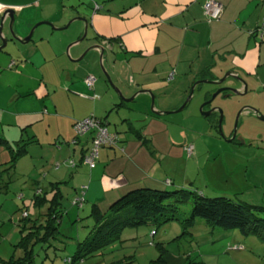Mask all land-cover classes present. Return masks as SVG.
I'll use <instances>...</instances> for the list:
<instances>
[{
    "label": "crops",
    "instance_id": "crops-1",
    "mask_svg": "<svg viewBox=\"0 0 264 264\" xmlns=\"http://www.w3.org/2000/svg\"><path fill=\"white\" fill-rule=\"evenodd\" d=\"M55 1H59L61 11L56 8ZM207 1L15 0L12 3L0 2V43L1 39L6 40V49L0 50V138L12 145L19 140L28 142L26 146L28 153L29 146L34 145L39 149L45 147L38 151L40 154L45 149L69 151L71 146L74 147L72 151L75 152V146L80 143L79 162L80 151L85 155L89 154L88 141L90 140L85 136L80 138L76 145L71 144L74 139L73 124L89 115L106 119L108 116H103V112H107L111 103L113 107L118 108L116 110H119L125 107V102H128L114 101L110 97V102L106 99L104 106L99 107L100 103L95 102L92 99L93 96L91 97L92 91L100 81L98 79L99 65L103 60L106 61V55L111 58L114 55H121L118 58L113 57L114 60H120L122 57L125 61L129 75L131 74L128 77L129 85L132 89L139 86L141 88L133 94V100L138 99V95L148 94L140 93V91L155 92L161 84L160 80L167 79L169 74L171 80L169 83L182 82L179 84L182 87L180 89L182 94H178L176 98L178 102H172L175 105L171 108L157 107L161 112L175 110L184 101L186 95L191 99L190 88L193 86L194 90L197 85L204 83L203 81H218L226 73L236 74L246 83L247 91L244 92V85L237 82L233 75L227 76L220 87L235 88L240 92L241 95L227 96V98L236 97L235 101H231V106L234 105L233 111L240 109L239 124H253L259 127L258 124L261 122L259 123L252 115L244 114L243 108L252 107L264 116V37L259 39L250 35V32L264 19V0H214L221 5L222 15L218 21L212 23L206 22L203 12V6ZM9 8L14 9V23L11 29L20 41L29 34L38 21H50L60 27L65 24L64 22L80 17L87 20L86 36L91 33L90 39L94 44L90 45L88 50H84L88 45L80 48L79 43L85 37L73 41L81 35L82 23L78 24L77 20L73 21L75 24L70 23V25L74 24L73 37L71 41L68 40L65 43H70L65 50L64 48L52 49L47 44L49 40L46 38L52 37L54 31L61 28L64 30L70 25L40 32L36 27L29 42L15 41L11 31L9 32V18L5 16L1 20L3 12ZM36 33H38V39L33 40ZM109 39L113 40V44H109ZM94 46L104 49V59L100 58V51L94 49ZM111 68H114V65ZM115 70V68L112 70L113 75L117 76ZM88 75L95 79L92 89L84 83ZM196 80H199L198 83L195 82ZM98 88H101L100 84ZM206 99L205 96L203 100ZM187 104L183 110L187 108ZM231 106L228 107V112ZM100 108L104 111H100ZM138 108L141 110V107ZM151 111L156 112L153 108ZM139 112L145 117L144 120H147L151 113L154 114L149 113L148 110ZM191 113L192 119L198 117L196 109ZM141 115L138 114V116ZM260 128L264 129L262 125ZM180 129L177 131L180 140L177 141L174 138L175 133L173 135L170 132L167 134L166 143L165 140H161L163 148H160L158 144L154 145V139L144 136L149 139L154 155L148 153L139 142L126 139H121L123 143L120 147L124 150L123 153L115 148L104 147L98 150L96 163L90 167V170L85 171L84 177L87 180L72 182L76 190L75 197L79 192L77 190L84 189L82 187L85 186L84 205L89 207L90 204H97L104 210L116 198L134 188L143 186L161 188L162 177L157 175V170L161 166H157L154 157H157L159 163L167 159L170 162L176 154L175 149L179 151L180 156H183L185 152L186 143L192 146L194 151L199 150L200 143L195 144L204 138V133H201L197 139V132H193V126L189 127L188 132L184 127ZM9 130L13 131V137H10ZM23 134L26 139L23 138ZM205 135L214 138L211 130H206ZM261 138L264 140V136ZM181 142L182 145H180ZM63 144H65L64 147ZM68 145L71 146L68 147ZM242 145L264 150V146H253L251 143ZM213 149L215 152L221 151L220 145L213 146ZM198 156L199 152L195 159L198 160ZM34 158L28 161L32 163V167H35L32 162ZM234 164L238 166L236 162ZM80 167H84V164L79 165ZM83 171L84 169L78 170L70 179L75 180L78 175H83ZM245 172L248 173L247 170ZM233 187L239 186L235 182ZM249 188L250 190L245 192L254 190V193H257L255 189L259 187L249 185ZM230 193L232 192L226 194L221 191L220 194L227 196ZM235 194H239L242 201L264 205L262 194L250 197H242L244 193L240 191Z\"/></svg>",
    "mask_w": 264,
    "mask_h": 264
},
{
    "label": "rangeland",
    "instance_id": "rangeland-1",
    "mask_svg": "<svg viewBox=\"0 0 264 264\" xmlns=\"http://www.w3.org/2000/svg\"><path fill=\"white\" fill-rule=\"evenodd\" d=\"M14 1L15 0H0V2L3 3H12ZM52 1L53 0H51V2ZM55 2L56 8L61 11L62 7L59 5V1ZM68 21L64 22L65 24L60 27L55 26V24L50 21H38L37 23L47 22L48 24H42L38 26L37 29L38 32H40L42 30L61 28L66 25ZM77 22L78 24L82 23L80 21ZM73 23L75 24V22ZM74 24H71L72 27H70V25L64 30L54 31L52 37L48 36L46 38L49 40L47 44L54 50H62V48L65 50L70 45V43H65L68 40L71 41L73 37ZM81 25V35L73 41L82 38L84 24L82 23ZM10 31L11 29L9 32ZM90 36L91 33H88V35L80 41V48L88 45L84 49L88 50L90 45L94 44ZM34 39H38V33L35 34L33 40ZM106 56V61L104 62L103 60L101 65H99L98 79H100V81L91 95L95 102L100 103L99 107L104 106L103 103L106 99H108V101L106 100L107 102H110V97L114 99V101L119 102H123V99L129 100L136 91L141 89L140 86L139 88L132 89L129 85L128 77L131 76V74L129 75V70L125 66V61L122 57L120 60H114L113 57L118 58L121 55H114L112 58L109 57V55ZM112 65H114L116 69L115 72L117 76L113 75L114 72L112 70L114 68H111ZM104 72L109 76L113 84L112 86L107 82ZM169 77L170 74L167 79L160 80L161 84L155 92L148 90L150 94L138 95V99L125 102V107L119 110H116L118 108L113 107L111 103L107 108V112H103V116H108V118H106L108 122H106L105 118L103 119V121H105V128L110 134L116 135L118 139V143L116 144L117 148L115 149L121 152L119 149L123 143L121 139L137 141L135 139V132L143 136L147 135L148 138L154 139V145L158 144L160 148H163L161 140H165L166 143V141H168V133L170 134V132H172L173 135L175 133L174 138L179 141L180 136H178L177 131L181 130L180 127H184L185 131L188 132L189 127L193 126V132H197V139H199L201 133H204V138L202 141H198L195 144L198 145V143H200L198 146L199 150H193L192 156L188 155L186 150L183 156H180L179 151L175 149L174 152L176 154L170 162H168L167 159L159 163L157 157H154L157 166H161L157 170V175H160L162 180L167 179L173 182V185H166L163 190L173 191L180 188H190L197 189L199 192L202 191L207 196L221 195V191L226 194L229 192L234 194L240 191L244 193L242 197L260 196L261 194L263 196L264 150L254 147H244L242 142L263 147L264 140L261 136H264V129L260 128V126L262 125L264 127V123L258 121L259 123L261 122V125L258 124L259 127L253 124L241 125L239 124L238 118L235 128V119L240 109L233 111L232 108L234 105L231 106V101H235L236 97L227 98L220 94L211 103L212 108L215 107L222 111L223 119L221 122V132L223 135H221L218 130V112H214L208 117H202L199 113L201 104L206 101L203 100V98L205 96L206 98H210V96L219 89V87L212 84L200 83L197 85V88L192 91V97L186 109L173 114L161 115L160 118L151 117L150 115L147 120H144L145 117L141 115L139 111L144 112L148 110L149 113L153 112L151 111L152 97L154 99L153 110L156 112H161L157 107L171 108L175 105V103L172 102H178L176 98L178 94H182L180 90L182 87L179 86L182 82L169 83L171 82ZM58 80H60V78ZM197 81L199 80L195 82ZM99 84L101 85L100 89L98 88ZM116 90L120 92L121 96ZM187 96L188 95H186V98ZM183 102L179 104L175 110H166L162 112H175L181 107ZM230 106L231 108L228 112L227 109ZM138 107H141V110ZM110 108L112 109L109 110ZM195 109L197 110L198 117L192 119L191 111ZM207 110L209 109H205V111ZM100 111H104L103 108H100ZM138 114L141 116H138ZM90 116L91 115L88 117ZM234 129L236 133L235 141L227 142L234 132ZM206 130H211L214 138L205 135ZM8 133H11L10 137H13V131L9 130ZM89 135V133L86 134V137ZM75 137L76 134L74 132V138ZM83 137L85 136L83 135L81 138ZM23 138L26 139L24 134ZM72 144L76 145V143ZM88 144L90 147L88 148L91 150L93 142L88 141ZM186 144L189 146L188 143ZM180 145H182V142ZM215 145H220V152H215L213 149ZM62 146L64 147L65 144ZM70 146L71 145H68V147ZM79 146L80 143L75 146V152L72 151L74 147L71 146L69 151H66V149L65 151H52V149L47 151V149H45L41 154L38 151L45 147H40L39 149L34 145L31 147L29 146V153L27 151L28 154L17 160L15 170H7L8 162L11 159L10 154L5 147L0 146V264L2 261H7L11 257L18 258L21 254V249L17 247V243L20 240V230L23 227L21 218L25 215V212L28 214L29 220L35 216L33 197L34 187L36 186H40L48 193V185L50 183L67 181V184L61 188L63 197L61 200L63 217L59 230L60 235L64 238L62 237V239H60L61 241L59 240L52 244V247H55V249L52 248L47 252V258L45 257L44 249L40 245L36 246V264H65L64 261L68 257H71L76 250V241H83L89 236L90 232L93 230L94 221L92 218H88V206L79 210L71 205L72 197L75 196L76 191L74 190L75 187L72 185V182L78 183L86 181L87 178L84 177L85 171L86 169H91L90 165L86 163L82 168H79V165H77L76 168L71 167V160L78 163ZM13 147L16 149L15 146ZM102 148H99V150ZM180 148L183 149L182 146H180ZM145 149L149 153L146 147ZM198 152L199 156L197 160L195 158ZM30 158H34L32 162L35 167H32V163H28ZM97 159L98 156L96 157V161ZM234 162H236L238 166H235ZM222 164L225 165V168ZM81 169H84L82 172L83 175H78L76 179L72 181L70 177L76 175L75 173ZM246 170L248 173H244ZM187 179L189 182H192V184L185 185L184 183ZM35 181L37 183H35ZM235 182L240 189L233 187ZM162 183L164 184L163 181ZM249 185H257L259 187L255 189L257 193H254V190L245 192V190H250ZM82 188L86 189L85 186ZM80 190H77L79 191L77 194L80 193ZM218 192L219 194H216ZM47 196L50 197L51 195L49 194ZM191 209L192 204L190 201L184 203L179 206V215L182 218H187L190 216ZM152 231L156 232L154 236H152ZM190 232L191 236L183 237L178 241H172L181 233L180 225L176 222L166 225H146L139 228L127 229L123 232L120 241L108 246V248L103 251V256H90L84 260L83 264H109L119 260H122L121 264H123L130 262L131 259L129 264H151V261L155 260L158 256L154 246L150 245L151 242L154 244L163 243L173 255L182 258L190 257V261L196 264H264V244L255 237H243L238 231L208 228L199 218L195 219L194 227ZM240 245H243L244 250H231L232 247Z\"/></svg>",
    "mask_w": 264,
    "mask_h": 264
},
{
    "label": "trees",
    "instance_id": "trees-1",
    "mask_svg": "<svg viewBox=\"0 0 264 264\" xmlns=\"http://www.w3.org/2000/svg\"><path fill=\"white\" fill-rule=\"evenodd\" d=\"M221 15L222 11L218 20ZM205 19L207 23L218 21L209 22L206 17ZM263 22L264 19L250 32L251 36H256L259 39L264 37L259 31ZM108 42L109 44H113V40L111 39H109ZM151 116L158 117L154 116V114H151ZM94 119L98 120L101 125L105 127V121H103V119L97 117H94ZM77 122L79 121L73 124V129ZM88 133L90 134L87 136L89 137L88 140L93 142L92 131L83 135L86 136ZM83 135L80 136L76 134L71 144L77 143ZM135 135V139L146 147L150 154L154 155L150 147L149 139H146L142 134L137 132H135ZM117 143L118 139L116 137L115 144L109 146L104 145L99 148L108 147L114 149L117 148ZM27 144L28 142L26 143L24 140H19L12 145L0 138V146L8 150L11 158L8 162L7 170H15L17 160L27 154ZM13 146H15L16 149H14ZM119 149L121 152L124 151L121 147H119ZM80 152L81 160L78 163L71 160V167L76 168L77 165L86 163V155L83 154L82 151ZM95 163L96 159L90 167H93ZM162 181L164 184L161 183L163 184L161 188L143 186L129 190L108 204V207L106 206L104 210L100 209L97 204H90L88 207V218H92L94 221L93 230L83 241H76V250L71 257H68L64 261L65 264H83L84 260L90 256H103V251L107 249L108 246L120 241L125 230L146 225L159 226L176 222L180 225L181 233L172 241H178L183 237L191 236L190 231L194 227L195 219L197 218L201 219L208 228L238 231L241 236L255 237L264 244V205H255L242 201L239 194L235 193H230L227 196H207L202 191L199 192L197 189L190 188L167 191L163 190V188L166 185H173V182L167 179ZM35 183L37 182L35 181ZM66 184L67 181L50 183L48 185L50 197L47 196L49 194L40 186L34 187L33 200L35 205V216L29 220V216L25 212V215L21 218L23 227L20 230V240L17 243V247L21 249V254L18 258L11 257L7 261H2L1 264H36V246L40 245L44 249L45 257L50 249H55V247H52V244L63 237L60 235L59 230L63 217V207L61 204L63 197L61 188ZM184 184L189 185L192 184V182H189L187 179ZM84 191L85 189L80 190V193L76 194V197H72L71 200V205L79 210L85 207ZM189 201L192 204L190 216L182 218L179 215V206ZM155 234L156 232L152 231V236ZM150 245H153L158 253L157 258L151 261V264H196L190 261V257L182 258L173 255L163 243L154 244L151 242ZM231 250L242 251L244 247L243 245L234 246ZM130 262L123 264H129ZM121 263L122 260L109 264Z\"/></svg>",
    "mask_w": 264,
    "mask_h": 264
},
{
    "label": "water",
    "instance_id": "water-1",
    "mask_svg": "<svg viewBox=\"0 0 264 264\" xmlns=\"http://www.w3.org/2000/svg\"><path fill=\"white\" fill-rule=\"evenodd\" d=\"M5 16H7V18H9V20H10V25H9V27H10V29H11V26H12V24L14 23V9H12V8L6 9V10L3 12V15H2L1 20H2ZM74 20H77V21H80V22L84 23L83 36H82V38H81V39H83V38L86 36V32H87V28H88L87 20L84 19V18H80V17H78V18H75V19L70 20V21L66 24L65 27H68V26L70 25V23L73 22ZM42 24H48V23H47V22H46V23H45V22H41V23H37V24H35V25L32 27V29L30 30L29 34H28L23 40H21V41L18 40V39L16 38V36H15V34H14V32H13L12 29H11V35H12V37L15 39V41H18V42H20V43H27V42H29V41L31 40L32 33H33V31L35 30V28L38 27L39 25H42ZM61 29H63V28H61ZM61 29H59V30H61ZM0 34H1V24H0ZM5 46H6V40L1 39L0 50H3V49L5 48ZM94 49H99V51H100V52H99L100 58L103 57V51H104V49H103L102 47H100V46H94ZM104 74H105V76H106V80H107V82L112 86V83H111V80H110L109 76H108L105 72H104ZM230 75H233L234 79H235L237 82L242 83V84L244 85V92L247 91L246 83H245L241 78H239L238 76H236V74H231V73L229 74V73H226V74H225L220 80H218V81H203V82L206 83V84H212V85H215V86H220V85L223 83V81L225 80V78H226L227 76H230ZM197 83H198V82H197ZM193 87H194V86H193ZM193 87L191 88V92H190V93H192V91H193ZM116 92L121 96V94H120L119 91L116 90ZM223 92H227V95H225V96H223V97H227V96L232 95V94H235V95H241L240 92H238V90L235 89V88L223 87V88H219V89H217V90L211 95L210 99H209L207 102L201 104V106H200V108H199V113H200V115H201L202 117H208V116L211 114V112H213V110H214V109H213V110H210V111H208V112H203V110H202L203 107L206 106V105L211 104L212 101L215 99V97L218 96L220 93H223ZM140 93H148V94H150V92L147 91V90L140 91ZM189 99H190V96H189V97L186 99V101L181 105V107H180L178 110H176L175 112H160V113H158V112H153V113H154L156 116H161V115H167V114H173V113L180 112V111L183 110V108L185 107V105L188 103ZM123 100H124V99H123ZM132 100H133V97H132L131 99H129V100H125V101L131 102ZM151 108H153V97H152V99H151ZM250 109H251L252 111H254L256 114H258L256 118H257L259 121L264 122V116L260 115L259 112H258L257 110H255L254 108L250 107ZM217 112L219 113V120H218L219 124H218V130H219L220 134L223 135L222 132H221V122H222V119H223L222 111H221L220 109H217ZM238 115H239V113L237 114L236 119H235V124H234V127H235V128H236L237 121H238ZM234 136H235V129H234V133H233L231 139H229L228 142H231V140H232V138H234Z\"/></svg>",
    "mask_w": 264,
    "mask_h": 264
},
{
    "label": "built area",
    "instance_id": "built-area-1",
    "mask_svg": "<svg viewBox=\"0 0 264 264\" xmlns=\"http://www.w3.org/2000/svg\"><path fill=\"white\" fill-rule=\"evenodd\" d=\"M221 11V5L214 0H208L203 6L204 16L209 22L218 20ZM259 31L261 35H264V22L261 24ZM94 80L95 79L93 76H88L85 78L84 82L88 88H92ZM74 130L75 133L80 136L90 131L93 132V147L91 148L89 154L85 157V162L91 166L98 155L99 147L104 145H113L116 141V136L110 134L98 120L94 119L93 116L87 117L84 120L77 122L74 125ZM186 151L188 155L193 154V147L187 146Z\"/></svg>",
    "mask_w": 264,
    "mask_h": 264
},
{
    "label": "flooded vegetation",
    "instance_id": "flooded-vegetation-1",
    "mask_svg": "<svg viewBox=\"0 0 264 264\" xmlns=\"http://www.w3.org/2000/svg\"><path fill=\"white\" fill-rule=\"evenodd\" d=\"M221 86V85H220ZM220 86H216V87H219L220 88ZM221 88H223V87H221ZM220 94H222V93H220ZM219 94V95H220ZM227 94V92L225 93V92H223V96H225ZM211 97V96H210ZM217 97V96H216ZM215 97V98H216ZM210 98L209 97H207V99H206V101L205 102H207L208 100H209ZM204 102V103H205ZM213 102V101H212ZM205 109H209V110H207V111H205ZM214 109V110H213ZM203 112H208V111H210V110H213V112H211V114L212 113H214V112H217V108H215V107H211V104H209V105H206V106H204L203 107ZM243 112H244V114H247V115H252V116H254V117H257V115L258 114H256L254 111H252L251 109H250V107H248V106H246V107H244L243 108ZM239 114H240V112H238ZM210 114V115H211ZM239 116V115H238ZM263 116V115H262ZM239 118V117H238ZM257 119V118H256ZM258 120V119H257ZM259 121V120H258ZM264 123V122H263ZM218 124H219V122H218ZM234 133V132H233ZM233 133H232V135H233ZM232 135H231V137H232ZM231 137H230V139H231ZM235 139H236V133H235V136H234V138H232V140H231V142H234L235 141ZM227 142H228V140H227ZM244 142H242V144H243Z\"/></svg>",
    "mask_w": 264,
    "mask_h": 264
}]
</instances>
